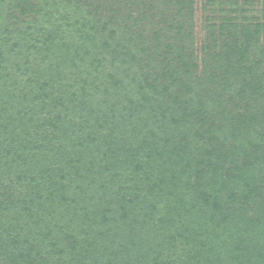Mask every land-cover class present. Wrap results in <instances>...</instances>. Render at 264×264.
Returning <instances> with one entry per match:
<instances>
[{"label": "trees", "instance_id": "obj_1", "mask_svg": "<svg viewBox=\"0 0 264 264\" xmlns=\"http://www.w3.org/2000/svg\"><path fill=\"white\" fill-rule=\"evenodd\" d=\"M66 1L80 17L67 23L71 35L39 26L34 37L13 10L11 22L0 21V264H264V0L253 17L243 6L241 20L230 6L237 0H207L204 8L220 12L204 18L200 45L197 0ZM48 3L15 7L39 19ZM33 51L45 54L41 62ZM13 52L26 58L16 71L4 67ZM26 74L17 95L11 89ZM102 86L114 90L110 116L122 97L144 127L150 118L177 133L151 131L137 145L111 130L101 142L108 159L84 162L85 148L101 152L89 143L104 117L86 99L93 89L95 102ZM57 91L73 98L49 100ZM188 201L195 207L181 211ZM249 209L253 239L231 250L221 228ZM194 211L197 232L181 216ZM173 216L187 252L181 228L167 227Z\"/></svg>", "mask_w": 264, "mask_h": 264}, {"label": "rangeland", "instance_id": "obj_2", "mask_svg": "<svg viewBox=\"0 0 264 264\" xmlns=\"http://www.w3.org/2000/svg\"><path fill=\"white\" fill-rule=\"evenodd\" d=\"M44 1H46L47 3L49 2L48 6H46V4L42 5L43 7L45 6L46 9H43L39 14V17H38L39 19H36L34 16H27L26 17L20 13L22 8L20 6L15 7V3L18 2V0H0V17H1L0 21H1V23H5L6 25L8 24L6 22H11L12 20L10 18V15L8 16V13L10 10H13L14 14H18V15L20 14V16H21L22 22H20V23L24 27V29H22V30H27L28 27L32 25L33 29H31V31L34 34V37H37L38 36L37 33L40 32V31H37V29H39V26H44L45 29L52 30V28L58 27V25H60V30L61 29L64 30L66 35H71L72 29L69 28L67 23L68 22L74 23L75 20L77 18H80V17L78 16L77 13H75L73 11L72 6H70V2H68L66 0H44ZM244 1L245 0H237L239 5H230L231 9L234 11L233 14H234L235 18L237 17L239 20H241L242 16L244 15V13L242 11L243 6H245L248 9V11L251 13V16L252 15L254 16L255 14L258 15L262 12L263 2L261 0H247V2L249 1L248 4L244 3ZM255 1L257 2L256 5H255V3H252ZM206 3H207V0H197L196 1V11H195V20L194 21H196L195 35L197 38V44L198 45H200L202 39L204 38V36L206 34L204 26H206L207 24H210V23L206 24L204 21V18L208 17V15H213L214 13H216V16H219V12H220V8H219L218 4L217 5H208L206 8H204V5ZM241 3H243V4H241ZM75 7L78 8V6H75ZM48 8L50 10L52 9V12H47V16L44 18L46 21H44L43 19H41V17L44 15V13L46 11H48L47 10ZM248 15H249V13H248ZM50 18H52V22L47 21V20H50ZM12 30L13 31H19L20 29L15 28V25H14V27H12ZM42 34L43 33H41L40 35H42ZM2 50H4L5 52L8 53V49H6L5 47ZM33 54H34V57L39 59V62H41L43 59L41 57L45 56V54H40L39 52H34ZM101 55H103V53H101ZM7 56L9 58L5 62L4 67L8 68L10 71L11 70L16 71L18 66H21V67L24 66L26 58H22L21 53L13 52L12 55L7 54ZM48 58H49V56H48ZM31 59H33V58H31ZM28 76H29V74H26L22 77H19L17 79L15 85H13L11 90H13L17 95L20 94L21 87L25 85ZM39 83L40 82H38L37 84L28 85V89H33L34 87H37ZM75 87H76V85H75ZM75 87L71 91H78L75 89ZM78 88H79V85H78ZM18 89H19V91H18ZM35 91H38V90L35 89L33 92H35ZM113 91H114L113 87L109 88V90H106L105 87L102 86L100 88L99 92L97 94H95V100H96L95 102H93V97H92V95L94 93L93 89H92V94L90 93V97H88V99H86L94 110L99 111V113L95 117H97V116H99L100 118L102 116L104 117V119H101L102 124H99V125L96 124L98 126H94L96 123L95 117H90V119H89L90 122H92V124H93L92 126H94L93 128L95 129L94 130L95 134L92 135L93 136L92 138H94L95 142H90V143H89V141H87V142L89 143V145H91L92 143H96L97 146L99 145L101 152H99L97 154V152L91 151V148H93V146L87 147V150H85L86 149L85 148L84 152H80V154L82 155V158H83L84 162H86V163H89L95 157L97 159L100 156H102V160H101L102 163H104V161H106L108 159V158L104 157V153L107 150V147L105 146L106 144H103V143L101 144V142L105 138V136H103V135H106L108 133V131L110 132L111 130L114 131L115 134H113V135H115L116 137H118V138L124 137V138L130 139L134 144H137V145H139V144L145 145L144 144L145 142L150 143L149 139L152 136L151 131H153L155 133H159L161 135L164 133V136L166 133H167L166 135L171 134L172 136H173V134L177 133L174 131V126H172V124H170L169 128L164 129V126L160 122L159 125H162L163 126L162 129L165 130L164 132L161 131L160 130L161 128L154 125V123L150 120V118L146 119L148 125H146L144 127L142 124L143 118H140L142 116L141 112L134 109L135 105L133 103L130 104L128 100L123 99L122 97H121L120 104L115 105V108H117L116 115L114 117L110 116V112L112 110V107L107 106V102H105V101H108V100L113 101L114 100L115 97L113 95ZM54 95H56L57 97L62 96V99H66V100L69 98H73V96H70L69 94L61 93V92L57 91L55 94H53L49 97V100H52ZM114 102L116 103V100H114ZM130 108H133V109L130 110ZM84 114L86 116H88L89 110L85 111ZM4 119L10 123V116L9 115L8 116L4 115ZM105 120H106V122H105ZM104 122L107 124L104 125ZM113 135H111L112 138L114 137ZM85 139L87 140V137ZM199 144L201 145L200 142H199ZM85 147H86V145H85ZM195 148H197V146ZM107 155L113 156L112 151H109L107 153ZM122 158H124V156ZM118 169L120 171H123V172H127L130 170L127 165H119V164H118ZM3 173H4V171H3ZM68 199H69L68 201H70V203L76 205V203L73 202L74 198H68ZM192 204H195V202L193 203V202L188 201V202L184 203L183 206L181 207V211H183L184 208L185 209H187V208L191 209V208L195 207ZM199 204H200V202H199ZM59 208L61 211H63V209L65 208V205L63 204ZM79 209H80V207L79 208L77 207L76 211ZM70 210H69V212H70ZM249 210H250L249 213H247L248 215L243 214L242 216L239 217V219L237 218V220L234 223L230 224L229 226L224 225L223 228H221L225 232V237L223 239H225L227 242L226 246L228 245L229 249H231V250L234 247L236 248L238 245H242L241 244L242 239L245 240L249 236H250L251 240L253 239L252 233L250 231H248L250 229L248 226H250V221L254 218L255 210H253V209H249ZM200 214L201 213L197 212V211H194L192 214H190V213L182 214L181 216L186 220L184 222V226L189 225V228L191 226V228H192L191 230L193 232L200 231V224L198 223ZM262 216L263 215H261L260 217H262ZM59 217H61V216H59ZM70 218L72 219L71 216L67 215L64 218V221H63L64 224H65V222L70 221ZM171 218H174L175 220L167 224V227L170 230L169 232L172 234L176 228V227H171L172 225H177V227L181 228L184 235H182V237H180V238H177V240H178V242H181L180 248H182V250L187 252L189 250V248L186 246L185 239H183V236L188 235V233L185 232V230L183 229L184 226L182 225V222L178 221L176 219V216H173ZM211 227H213V224H210L209 229ZM190 234H191V231H190ZM201 238L205 242L207 241L205 239V237H201ZM175 244H176L175 242H169L166 245H164V246H167V248H168L166 250V252H168L170 254L174 253L175 251H173L171 249H172V245H175ZM206 245L210 246V243H208ZM221 250L224 251L225 248L222 246ZM245 250L246 249H244L243 251L246 252Z\"/></svg>", "mask_w": 264, "mask_h": 264}]
</instances>
